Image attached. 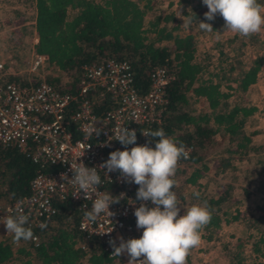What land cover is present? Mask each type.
Wrapping results in <instances>:
<instances>
[{"label": "trees", "instance_id": "16d2710c", "mask_svg": "<svg viewBox=\"0 0 264 264\" xmlns=\"http://www.w3.org/2000/svg\"><path fill=\"white\" fill-rule=\"evenodd\" d=\"M259 2L264 4V0ZM34 5L37 36L34 51L46 55L48 64L74 76L72 83L61 88L73 90L81 75L82 64L108 56L130 62L134 86L138 93L144 94L153 68L166 64L174 78L167 85V102L161 112V120L151 124L149 130L163 129L167 136L175 135L177 144L192 145L188 160L191 163L202 159L215 132L210 121L223 124L226 132L236 136L237 150L243 149L250 140L249 136L240 134L242 117L239 115L245 116L253 108L239 105L228 108L225 99L233 90H245L256 81L262 56L249 66L230 65L227 69L231 73L229 75L222 69L217 72L219 74H214L217 79L211 76L201 78L203 65L195 56L194 35L174 32L177 24L167 27L166 23L173 19L171 14H156L153 19L145 21L144 16L152 8V0H34ZM212 25L213 29L221 30L225 28V21L217 14ZM146 32H154L156 38L167 41L157 43ZM234 70H237L235 74ZM47 80L52 82L51 78ZM222 83H225L226 90H222ZM190 92L197 98L201 97L210 110L197 114L185 110ZM108 104L107 95H102L96 112L100 113ZM182 123L191 125L192 129L176 132ZM151 141L155 144V140L151 138ZM37 167V163L16 147L0 145V196L26 194ZM199 175L196 168L186 180L194 182ZM204 201L213 217L202 230L209 236L225 221V213L212 208L215 200L209 198ZM55 204L57 213L44 217L46 228L26 225L37 235V244L32 240H21L15 246L13 233L0 239V264L11 260L16 264H78L84 256L87 264H116L97 237L92 236L86 241L87 250L80 246L83 233L77 227L80 213L74 203L56 199Z\"/></svg>", "mask_w": 264, "mask_h": 264}, {"label": "built area", "instance_id": "2783aa9c", "mask_svg": "<svg viewBox=\"0 0 264 264\" xmlns=\"http://www.w3.org/2000/svg\"><path fill=\"white\" fill-rule=\"evenodd\" d=\"M46 60V55L35 53L28 71L34 72ZM20 71L0 59V145L16 147L38 167L30 179L29 191L8 197L7 202L0 205V226L6 228L2 221L16 215L18 203L29 216L27 225L39 227L45 216L57 213L56 199L69 200L80 213L77 222L83 233L80 246L87 250L86 241L95 236L109 256L129 261L127 253L112 256L114 248L109 242L114 240L119 246L121 237L127 241L142 236L144 230L137 228L134 215L136 208L144 203L137 200L139 185L129 183L119 171L107 176V169H101L100 165L116 150H130L145 144L155 147L142 130L149 131L151 124L160 122L167 102V85L174 74L166 64L154 67L147 91L140 94L133 83L132 66L126 59L104 56L96 62L82 64L73 90L58 87L45 78L26 81L12 78ZM102 95H107L109 104L98 113L96 106ZM117 127L135 130L136 144L125 146L115 140ZM185 146L190 157L193 146ZM188 160L179 161L176 181ZM80 163L95 167L102 180L95 192L90 191L88 199L82 191L76 196L78 186L69 181L74 178L72 166L78 167ZM105 194L118 200L110 205L113 215L101 214L96 222H85V211L91 209L96 197ZM147 204L154 207L150 201ZM180 214L184 215L182 211ZM8 234L3 233V236ZM32 241L37 244V235L34 234ZM13 245H18L14 239ZM81 261L87 264L86 256Z\"/></svg>", "mask_w": 264, "mask_h": 264}, {"label": "clouds", "instance_id": "9594fccd", "mask_svg": "<svg viewBox=\"0 0 264 264\" xmlns=\"http://www.w3.org/2000/svg\"><path fill=\"white\" fill-rule=\"evenodd\" d=\"M209 11L204 15L212 21L219 14L225 21V29L244 38L264 31V4L259 0H203ZM199 28L212 32L213 25L199 21ZM142 134L155 140V147L147 144L137 145L130 150H116L110 153L109 159L101 169H107L106 175L119 171L129 183L139 185L137 200L142 201L136 208V226L143 229L140 238L124 241L120 238L119 246L115 241L109 243L114 248L112 256L120 257L127 253L130 257L128 264H187L191 251L198 248L202 240V230L210 224L212 211L205 205H193L186 208L181 215V202L174 188V179L179 161L189 158L186 146L168 137L163 129L144 131ZM99 135V132H97ZM115 140L122 145H135L137 133L127 127H117L114 130ZM74 178L69 180L78 186L76 196L82 191L85 198L95 192L102 180L95 167H87L80 163L73 167ZM67 178L66 176L64 179ZM196 197L200 193H194ZM150 201L154 207H148ZM118 202L112 195H100L93 200L90 210H86L84 221L94 223L101 214L112 216L110 205ZM29 216L25 214L21 204H17L16 215L3 219L7 232L14 234V242L34 239L33 230L26 227ZM40 227L46 228L42 223ZM111 232V231H110ZM109 232V233H110ZM143 257V259H140Z\"/></svg>", "mask_w": 264, "mask_h": 264}, {"label": "crops", "instance_id": "0c3cea01", "mask_svg": "<svg viewBox=\"0 0 264 264\" xmlns=\"http://www.w3.org/2000/svg\"><path fill=\"white\" fill-rule=\"evenodd\" d=\"M32 2V10L30 7V10H27L24 3L20 2L17 7L22 12L15 10L12 13L9 0H0V59L5 63L14 60L3 52L6 49L10 50L13 46L11 30L22 31L19 34L22 35L23 40H26L24 30L27 23H32V44L30 45L32 56L25 58L27 59L25 62L30 64L36 53L34 51V43L37 40L34 28V0ZM24 9L25 12H23ZM26 12L31 13L30 19L24 15ZM146 16L147 13L144 18ZM160 24H163V21ZM166 25L168 27V23ZM178 29L179 27L174 32H178ZM19 45L22 46L23 43ZM21 50L14 55L19 53L18 58L23 59L24 49ZM9 66L13 69L11 64ZM259 72L260 69L258 75ZM12 78L17 79L16 76ZM255 84L257 79L245 90H233L225 99L228 108L233 105L253 108L247 115H239L242 117L240 134L250 137L245 147L237 150L236 136L226 132L223 124L219 125L210 121L209 124L215 128V132L209 144L225 141L226 146L222 150L215 149L210 154L205 151L202 159L196 163L187 162L177 176L182 179V185L176 186L174 190L177 192L181 211L184 214L186 208L193 205H205L204 200L209 198L216 201L212 205L214 210L225 213V221L221 222L219 227L215 228L209 236L202 234L201 244L191 251L187 264H264V96L262 97L261 93L255 95V88H250ZM221 88L226 90L225 83L221 84ZM237 93H241L242 98L233 101L231 98ZM190 96L194 97L197 103L202 104V106L198 105L202 108H198L197 112L190 113L197 114L200 111L210 110L207 109L201 97L197 98L191 92L188 93V98ZM184 128L192 129V126L182 123L176 132H181ZM174 136L168 137L176 141ZM196 168L199 169L200 175L194 182L187 181L186 178ZM197 192L200 193L199 197L194 195ZM7 199V196L1 195L0 205L5 204ZM1 234L0 232V239L4 237ZM119 260L114 259L115 263ZM5 264H16V261L11 260Z\"/></svg>", "mask_w": 264, "mask_h": 264}, {"label": "rangeland", "instance_id": "374dc122", "mask_svg": "<svg viewBox=\"0 0 264 264\" xmlns=\"http://www.w3.org/2000/svg\"><path fill=\"white\" fill-rule=\"evenodd\" d=\"M20 2L24 3L27 10H32L33 2L32 0H9L10 10L12 13L15 10H19L17 6ZM30 7V9H29ZM209 11L206 5L203 4V0H152V8L147 12L145 20L153 19L156 14L172 15L173 19L169 20L168 27L177 24L179 29L178 32L182 34L192 33L194 36V45H195V56L198 61L203 65V69L200 72L201 78H207L208 76L217 79V76L214 74H219L220 70L225 69L227 75L231 74L228 67L233 65L235 67H244L249 66L253 63L254 59L257 57H263L262 65L260 67L259 75H257V84L251 86L250 88H255V95L258 93L263 94L264 96V31L259 34L252 35L250 38H244L238 34L232 33L228 30L214 29L212 32H206L199 28V21L206 23L214 24V20L208 21L205 18V13ZM25 12V9L24 11ZM31 13L26 12L27 19L31 16ZM13 16V15H12ZM30 19V18H29ZM17 23V22H16ZM217 24V23H216ZM14 27V25H13ZM16 28V27H15ZM16 30V29H14ZM11 30V39L13 46L9 49L3 50L6 54L10 55L13 61H9L6 64H11L15 71L21 70L18 75H15L17 79L21 81H26L28 78L30 80H37L39 78L52 79L54 85L58 87H66L73 82L74 76L65 71L58 70L55 66L48 64L46 61L39 65V67L34 72L28 71V64L25 62V58L32 56V50L30 45L32 44V23H27L26 30V40L21 38L22 35L19 30ZM19 31V32H18ZM149 38H154L157 43H165L167 40H159L156 38L157 35H154V32H146ZM23 43L22 46L19 44ZM19 47V48H18ZM24 49L23 59L18 58V55H14L15 52H20L21 49ZM22 51V50H21ZM3 54V53H2ZM233 74L237 70L232 71ZM57 78V79H55ZM241 93H237L231 99L234 101L238 100L241 97ZM189 103L184 105V109L192 112H197L198 108H202V104L197 103L194 100V97H189ZM232 101V102H233ZM251 101V98H250ZM231 102V103H232ZM200 105V106H198ZM207 107V106H206ZM208 109V108H207ZM202 112V111H200ZM199 113V112H198ZM226 146V142H220L216 144H209L206 147V152L211 153L216 150H222ZM209 156V155H208ZM186 171V170H185ZM184 172V171H183ZM177 186L182 185V179L177 178ZM176 192V190H174ZM177 194V192H176ZM0 232L10 234L7 232L6 228L0 226ZM79 264H86L85 261H81ZM116 264H128V260H119Z\"/></svg>", "mask_w": 264, "mask_h": 264}]
</instances>
